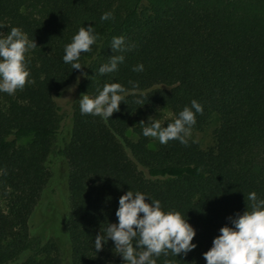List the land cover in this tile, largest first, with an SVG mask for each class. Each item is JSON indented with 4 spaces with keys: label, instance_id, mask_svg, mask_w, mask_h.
Returning a JSON list of instances; mask_svg holds the SVG:
<instances>
[{
    "label": "trees",
    "instance_id": "16d2710c",
    "mask_svg": "<svg viewBox=\"0 0 264 264\" xmlns=\"http://www.w3.org/2000/svg\"><path fill=\"white\" fill-rule=\"evenodd\" d=\"M104 12L112 18L100 21ZM88 26L97 41L81 54V69H71L61 59L64 46ZM12 27L37 47L26 54L32 84L0 93V264H62L52 238L42 242L29 232L52 154L67 164L68 264H123L110 239L99 252L92 243L116 223L117 200L127 190L185 215L195 230L192 251L161 254L156 264H205L201 254L230 226L226 218L250 210L247 194L264 199V0H0V37ZM114 36L135 47L112 52ZM112 55L124 62L97 75ZM138 63L144 71L133 72ZM81 71L88 78L77 84L80 95L93 97L112 82L128 91L106 122L82 115L75 100L69 138L57 145L54 97ZM191 100L203 112L186 144L150 148L138 115L164 106L171 115L163 127ZM209 126L212 140L202 148L190 134Z\"/></svg>",
    "mask_w": 264,
    "mask_h": 264
},
{
    "label": "clouds",
    "instance_id": "9594fccd",
    "mask_svg": "<svg viewBox=\"0 0 264 264\" xmlns=\"http://www.w3.org/2000/svg\"><path fill=\"white\" fill-rule=\"evenodd\" d=\"M111 18V12H104L99 19ZM96 41L93 26L80 27L71 42L64 46L62 62L79 71L81 54L90 52ZM36 47L34 40H29L16 27L0 37V93L12 95L22 90L26 83L32 84L26 54ZM134 47V44H126L123 36L112 37L109 46L112 52L119 53L131 51ZM123 62V55H112L107 63L99 65L97 75L115 73ZM131 70L142 72L144 66L138 63ZM80 77L88 78L82 71ZM78 82L79 77L67 91L71 93ZM129 83L136 88L135 82ZM127 91L119 83H106L93 97L86 93L80 95L79 111L106 122L119 110L118 105L124 101ZM202 112V105L191 100L190 107L185 106L166 126L162 127L161 122L151 116L147 123L140 122L144 125L141 135L156 139L161 145L171 140L186 144L185 138L196 123V115ZM247 199L251 202L250 210L227 217L230 226H221L218 235L211 240L210 248L201 254L205 264H264V199H258L255 192H249ZM117 205L116 223H107L103 234L100 232L94 238L92 245L96 252L110 239L123 264H156L155 258L161 254L167 256L171 253L176 257L196 247L191 243L195 230L185 215L163 211L159 200L139 191L127 190L118 197Z\"/></svg>",
    "mask_w": 264,
    "mask_h": 264
},
{
    "label": "rangeland",
    "instance_id": "374dc122",
    "mask_svg": "<svg viewBox=\"0 0 264 264\" xmlns=\"http://www.w3.org/2000/svg\"><path fill=\"white\" fill-rule=\"evenodd\" d=\"M78 77L80 82L82 77H80V74L76 76V78ZM75 81L76 79L66 85L60 95L54 97V102L58 106L60 114V123L56 136L57 145H62L63 142L68 140L70 135L72 105L80 94L77 90V85L71 93L67 91V88ZM170 115V111L166 107L158 106L152 113L146 111L140 113L138 119L147 123V118L151 116L162 123ZM211 127L209 126L201 132L191 133L190 136L204 148L211 143ZM129 136L135 139V135L129 133ZM149 138L148 146L153 148L158 141L151 137ZM49 159L52 175L42 192L38 206L31 215V229H29V232L31 236L39 238L42 242L52 238L58 245L62 264H68L66 258V249L68 248L67 234L65 229L62 228L68 212L67 164L64 158L54 154L50 155ZM28 254V252H24L20 258L22 259Z\"/></svg>",
    "mask_w": 264,
    "mask_h": 264
}]
</instances>
